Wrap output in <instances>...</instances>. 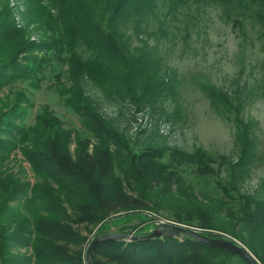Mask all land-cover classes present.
Masks as SVG:
<instances>
[{"label":"trees","instance_id":"trees-1","mask_svg":"<svg viewBox=\"0 0 264 264\" xmlns=\"http://www.w3.org/2000/svg\"><path fill=\"white\" fill-rule=\"evenodd\" d=\"M27 1L37 8L36 21L48 33L31 38L24 27L17 25L7 2L3 3L0 91L16 82L38 89L44 71L57 70L53 76L54 90L79 116L81 127L92 137L65 127L48 105H43L34 123L27 125L30 97L25 89L10 92L12 97L0 96V264H25L20 262V254L11 251L15 243L29 249L28 257L22 260L33 264H228V259L234 256L247 264L229 250L210 247L183 231L144 239L119 234L94 245L93 239L87 248V258L80 249L68 246L80 245L85 240L83 236L75 234L66 219L54 213V210L65 213L63 203L77 209L75 200L80 202L76 222L98 221L120 210L165 213L167 218L186 228L195 227L210 238L237 239L264 264V199L245 194L235 196L232 193L235 185L219 180L220 196L199 195L185 179L187 171L183 166H191L203 177L218 174L228 163L224 155H211L202 147L185 151L175 146H146L134 152L96 110L83 89V79L97 76L100 70H106L105 74L116 81L118 59L126 65L125 74L134 77L135 61L122 49L116 24L131 15L151 11L156 0ZM78 40L92 50L90 59L82 58L74 48ZM63 66L65 81L61 79ZM121 78L124 77H116ZM120 85L130 90L126 81ZM204 87L212 99L219 97L214 88ZM236 124L240 151L237 161L229 167L240 166L242 170L254 157V144L251 122L236 120ZM121 149L126 152L124 167L116 154ZM17 151L36 177L33 186L5 168L11 154ZM116 167L135 185L130 193ZM33 194L47 203L40 211L49 212V216H43L32 203ZM53 200L58 202L57 209L52 208Z\"/></svg>","mask_w":264,"mask_h":264},{"label":"rangeland","instance_id":"rangeland-1","mask_svg":"<svg viewBox=\"0 0 264 264\" xmlns=\"http://www.w3.org/2000/svg\"><path fill=\"white\" fill-rule=\"evenodd\" d=\"M5 1L17 25L24 27L31 38L47 35L36 21L39 13L35 6L27 0H0V8ZM116 27L122 49L135 61L137 72L133 78L125 74L126 65L118 59L120 67L116 77L124 78L115 77V80L120 84L126 81L130 90L117 84L105 74L106 70H100L97 76L85 77L83 89L96 110L134 152L146 146H175L185 151L202 147L211 155H224L228 163L218 174L203 177L191 166H183L187 171L186 181L199 195L220 196L219 180L231 181L236 187L232 189L235 196L245 194L264 199V0H156L151 11L131 15ZM88 47L82 40L74 45L84 59L93 56ZM56 71L47 68L38 89L16 82L2 89L0 96L12 97L10 92L25 89L30 97L27 125L34 123L43 105H48L65 127L78 130L81 136L92 137L81 127L79 116L54 90ZM60 71L65 81L66 67ZM154 81L160 83L154 84ZM204 86L214 88L219 97L212 99ZM236 120L251 122L254 144V157L242 170L240 166L229 167L237 161L240 151ZM116 154L124 167L125 150H118ZM5 168L23 177L31 186L37 181L19 151L11 154ZM116 173L130 193L135 185L117 167ZM32 203L38 211L42 206L47 207L35 195ZM79 204L75 200L78 208L74 209L63 203L65 213L62 210L54 213L66 219L75 234L83 236L85 240L80 245L68 246L80 249L85 257L91 241L102 233L140 235L155 229L166 228L169 232L167 226L187 227L167 218L165 213L151 211L120 210L98 221L76 222ZM52 208H58L56 200L52 201ZM40 212L43 216L50 215ZM11 251L25 258L29 255V249L21 243L13 244ZM22 257L21 263L33 264ZM228 264L243 263L234 256L228 259Z\"/></svg>","mask_w":264,"mask_h":264},{"label":"water","instance_id":"water-1","mask_svg":"<svg viewBox=\"0 0 264 264\" xmlns=\"http://www.w3.org/2000/svg\"><path fill=\"white\" fill-rule=\"evenodd\" d=\"M167 227L170 228L169 233H173L174 231L176 232L183 231L193 236L197 241L204 243L210 247L229 250L233 254L242 257L247 262V264H261L259 260L243 244L237 241H231L228 239H221V238H210L192 228L178 227V226H167ZM166 233H168L166 228L161 230L155 229L145 236L127 235V237L130 239H144L147 237H155ZM115 236H119V234L109 233L102 236H98L93 242V245L99 241L107 240Z\"/></svg>","mask_w":264,"mask_h":264}]
</instances>
